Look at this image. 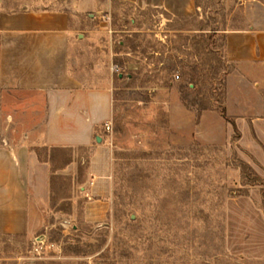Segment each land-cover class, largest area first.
<instances>
[{
  "label": "rangeland",
  "instance_id": "rangeland-1",
  "mask_svg": "<svg viewBox=\"0 0 264 264\" xmlns=\"http://www.w3.org/2000/svg\"><path fill=\"white\" fill-rule=\"evenodd\" d=\"M259 2L195 0L173 16L112 0L101 26L87 0H4L3 12L78 14L95 61L113 68L114 111L107 220L84 222L80 185L60 173L71 154L52 151L46 226L0 231V264H264V64L241 68L224 50ZM78 154L84 172L89 154Z\"/></svg>",
  "mask_w": 264,
  "mask_h": 264
},
{
  "label": "crops",
  "instance_id": "crops-1",
  "mask_svg": "<svg viewBox=\"0 0 264 264\" xmlns=\"http://www.w3.org/2000/svg\"><path fill=\"white\" fill-rule=\"evenodd\" d=\"M87 1L96 13L93 21L106 25L102 20L112 0ZM121 1L173 16L195 11V0ZM3 3L0 0V231L34 235L46 226L52 195L47 157L52 151L71 154L60 173L80 185L77 198L83 200L84 222L102 224L112 207L111 148L104 130L114 111L113 68L95 61L91 36L82 40L78 14L34 4L3 12ZM224 50L229 62L241 68L264 64V0L250 8L246 28L225 33ZM182 108L179 104V112ZM209 114L203 113L202 124ZM255 132L262 142L259 130ZM80 151L89 154L84 172Z\"/></svg>",
  "mask_w": 264,
  "mask_h": 264
},
{
  "label": "built area",
  "instance_id": "built-area-1",
  "mask_svg": "<svg viewBox=\"0 0 264 264\" xmlns=\"http://www.w3.org/2000/svg\"><path fill=\"white\" fill-rule=\"evenodd\" d=\"M105 129L109 131L111 129V126L109 124H106ZM45 246H46V240L44 238H37L35 240V248L38 253H41Z\"/></svg>",
  "mask_w": 264,
  "mask_h": 264
},
{
  "label": "trees",
  "instance_id": "trees-1",
  "mask_svg": "<svg viewBox=\"0 0 264 264\" xmlns=\"http://www.w3.org/2000/svg\"><path fill=\"white\" fill-rule=\"evenodd\" d=\"M209 108L208 107H204L203 108V110H208ZM221 114L223 115V116H225L226 117V110H225V108H223V109H221ZM234 124V123H233Z\"/></svg>",
  "mask_w": 264,
  "mask_h": 264
},
{
  "label": "water",
  "instance_id": "water-1",
  "mask_svg": "<svg viewBox=\"0 0 264 264\" xmlns=\"http://www.w3.org/2000/svg\"><path fill=\"white\" fill-rule=\"evenodd\" d=\"M97 141L101 143L102 139L100 137H97Z\"/></svg>",
  "mask_w": 264,
  "mask_h": 264
}]
</instances>
